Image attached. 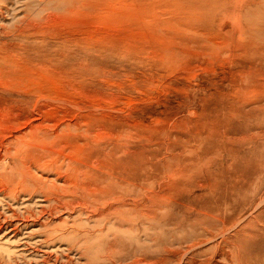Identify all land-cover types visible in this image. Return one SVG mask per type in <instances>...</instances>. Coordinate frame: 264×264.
Returning a JSON list of instances; mask_svg holds the SVG:
<instances>
[{
	"label": "rangeland",
	"instance_id": "1",
	"mask_svg": "<svg viewBox=\"0 0 264 264\" xmlns=\"http://www.w3.org/2000/svg\"><path fill=\"white\" fill-rule=\"evenodd\" d=\"M0 66V264H264V0H0Z\"/></svg>",
	"mask_w": 264,
	"mask_h": 264
},
{
	"label": "bare ground",
	"instance_id": "2",
	"mask_svg": "<svg viewBox=\"0 0 264 264\" xmlns=\"http://www.w3.org/2000/svg\"><path fill=\"white\" fill-rule=\"evenodd\" d=\"M76 8L78 11H81V13H79V14H85V15H87L86 11L93 9L91 4H89L88 2H85L80 7H76ZM72 42H77L79 44L81 43L80 40L72 41ZM65 60H66L65 58L63 60H60L58 58L51 57L48 59V62L50 63V65L48 66L47 64H42L41 69L46 71V72H52V73H54V72H60L61 73V72H63V70H66V72H67V71H70L72 69H80L78 66L73 65V63H71V64L63 63ZM57 65H61V66H57ZM10 66H11V64H10ZM46 66H47V69H44V67H46ZM0 74L2 76H6V78H8V85L10 87L17 88L18 90H22L24 93L26 92L27 94H30V95H37L38 93H40L41 92V86L40 85L45 84L43 82L44 80L40 81V79L30 78V77H28L27 74L19 75L18 72L15 71V69L13 67H9V66L8 67H1L0 66ZM8 85H6V86L8 87ZM42 91H43V89H42ZM58 125H59L58 127L56 126L57 127L56 130L60 133V136L65 135V133L69 132V131H70L69 132V134H70L71 128L74 129V131L80 130V127L77 124L66 123V121L62 122ZM60 136H59V138H61ZM54 139H55V132L52 131V133H49V136L48 135H40L37 138H31L30 140L33 144L34 143L48 144V143H52V142L54 143ZM60 146L62 147V144H60ZM44 154L46 155L47 152H45ZM71 180H74V179H71ZM76 180H78V184L76 183L74 186H80V188L82 190L89 192L90 199L94 203L101 202L102 198L105 197L103 192L101 194L100 191H97L98 187L100 188L99 184H101L100 177H96L94 179H89L90 182H87V183L84 181V177H82V178L79 177ZM71 184H73V183H71ZM62 192H64L63 188H62ZM62 194H64V193H62ZM55 200H57V198H55ZM66 201L70 205L75 204V200H73V199L66 200ZM235 247L238 249V251L244 250L243 249L244 248L243 243L236 244ZM236 257L239 260H223V261L226 262V264H252L254 262V260H244L245 259L244 256L242 254H239V253H237ZM135 261L138 264H168V262H169V260H135Z\"/></svg>",
	"mask_w": 264,
	"mask_h": 264
}]
</instances>
